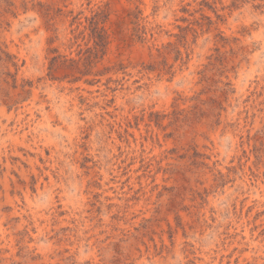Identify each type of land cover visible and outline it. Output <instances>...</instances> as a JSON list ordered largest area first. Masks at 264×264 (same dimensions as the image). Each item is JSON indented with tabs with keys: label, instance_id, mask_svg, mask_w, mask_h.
Wrapping results in <instances>:
<instances>
[{
	"label": "rangeland",
	"instance_id": "1",
	"mask_svg": "<svg viewBox=\"0 0 264 264\" xmlns=\"http://www.w3.org/2000/svg\"><path fill=\"white\" fill-rule=\"evenodd\" d=\"M0 264H264V0H0Z\"/></svg>",
	"mask_w": 264,
	"mask_h": 264
}]
</instances>
